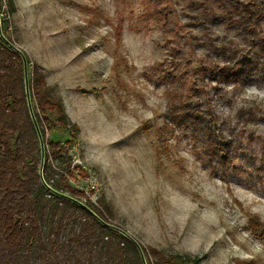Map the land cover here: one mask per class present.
<instances>
[{
  "label": "rangeland",
  "instance_id": "obj_1",
  "mask_svg": "<svg viewBox=\"0 0 264 264\" xmlns=\"http://www.w3.org/2000/svg\"><path fill=\"white\" fill-rule=\"evenodd\" d=\"M189 1L13 0L11 32L28 77L39 70L80 128L70 145L57 125L48 140L67 144L89 174L72 184L105 197L114 224L166 255L264 264L254 224L264 227V81L217 82L213 45L238 31L214 5L205 31ZM185 102L207 107L216 131L241 136L231 167L211 168L190 126L170 131L172 109ZM246 105L257 115L247 123L235 118Z\"/></svg>",
  "mask_w": 264,
  "mask_h": 264
},
{
  "label": "trees",
  "instance_id": "obj_2",
  "mask_svg": "<svg viewBox=\"0 0 264 264\" xmlns=\"http://www.w3.org/2000/svg\"><path fill=\"white\" fill-rule=\"evenodd\" d=\"M7 4L11 16L15 4ZM189 5L198 13L194 22L205 31L210 29V5L238 31L235 39L213 45L210 62L217 82L237 88L255 79L264 81V0H190ZM8 26L4 22L6 36L15 44ZM26 63L29 66L27 58ZM25 76L23 57L0 38V264H200L189 255H166L138 243L139 249L114 224L113 207L105 197L93 201L75 188L72 182L78 177H89L85 168L73 165L67 147L80 128L39 70L27 76L29 90ZM225 86L216 87L215 95L226 97ZM186 104L172 109L170 131L190 126L211 168L231 167L241 136L236 130L216 131L207 107ZM254 109L242 106L235 118L247 123L256 118ZM51 115L57 116V124ZM56 125L71 134L67 144L48 140L47 132ZM254 224L264 230L256 220Z\"/></svg>",
  "mask_w": 264,
  "mask_h": 264
},
{
  "label": "built area",
  "instance_id": "obj_3",
  "mask_svg": "<svg viewBox=\"0 0 264 264\" xmlns=\"http://www.w3.org/2000/svg\"><path fill=\"white\" fill-rule=\"evenodd\" d=\"M4 22L5 23H8L9 26H8L7 30L11 32L12 29H13V26H12V23L10 22V15H9V12H8L7 0H1V3H0V38L12 50H14L13 49V47H14V48H17L18 50L22 51L20 48H18V46L16 45V43L15 44L12 43L8 39V37L6 36V31L4 29Z\"/></svg>",
  "mask_w": 264,
  "mask_h": 264
},
{
  "label": "water",
  "instance_id": "obj_4",
  "mask_svg": "<svg viewBox=\"0 0 264 264\" xmlns=\"http://www.w3.org/2000/svg\"><path fill=\"white\" fill-rule=\"evenodd\" d=\"M13 49L16 51V52H18L22 57H23V60H24V63H25V77H26V87H27V90H29L28 89V66H27V63H26V57H25V55H24V53L22 52V51H20V50H18L17 48H14L13 47ZM26 90V91H27ZM27 93H28V96H29V91H27ZM28 101H29V106H30V109H31V111H32V105H30L31 104V99H30V97H28ZM44 157V156H43ZM43 160H44V158H43ZM42 164H44V161H43V163ZM41 174H42V169H41ZM125 236H127L132 242H134L138 247H139V249H140V245L138 244V242H136V240L134 239V238H132L131 236H129L128 234H124Z\"/></svg>",
  "mask_w": 264,
  "mask_h": 264
}]
</instances>
